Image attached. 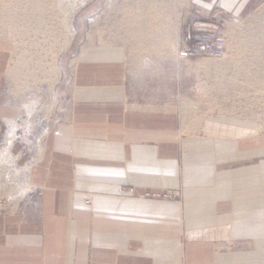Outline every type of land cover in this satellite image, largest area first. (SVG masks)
<instances>
[{
  "label": "crops",
  "instance_id": "1",
  "mask_svg": "<svg viewBox=\"0 0 264 264\" xmlns=\"http://www.w3.org/2000/svg\"><path fill=\"white\" fill-rule=\"evenodd\" d=\"M199 1L232 19L264 0ZM95 50L78 62L69 124L31 169L41 197L0 213V264H264V124L192 129L129 102L126 57Z\"/></svg>",
  "mask_w": 264,
  "mask_h": 264
},
{
  "label": "rangeland",
  "instance_id": "2",
  "mask_svg": "<svg viewBox=\"0 0 264 264\" xmlns=\"http://www.w3.org/2000/svg\"><path fill=\"white\" fill-rule=\"evenodd\" d=\"M198 1L0 0V148L6 120L13 121L9 152L13 167L24 171L21 182L30 185L20 201L2 195L9 205L0 213L21 214L41 197L31 169L43 162L39 150L47 152L50 137L69 124L78 62L101 53L95 49L126 57L129 102L166 106L192 129L206 120L264 124V1L232 19L215 7L206 13ZM217 36L226 41L221 57L181 52L185 42ZM95 69L89 62L87 71ZM166 194L174 197L160 195Z\"/></svg>",
  "mask_w": 264,
  "mask_h": 264
},
{
  "label": "bare ground",
  "instance_id": "3",
  "mask_svg": "<svg viewBox=\"0 0 264 264\" xmlns=\"http://www.w3.org/2000/svg\"><path fill=\"white\" fill-rule=\"evenodd\" d=\"M45 3H44V5H46ZM42 12H43V10H42ZM11 64H13L12 58L10 60L9 67H8V70L6 73L7 77L9 76V74L12 71ZM53 100H52V102H53ZM28 102H30V101H28ZM28 102L26 101L25 109H26L27 113L28 112L30 113V106L31 105H29ZM51 106H53L52 103H51ZM8 123H9L10 128L7 132V136H8L7 140L9 143H11V138L13 137V130L15 128V123L13 121H8ZM14 160H15V158L13 156H11V154H9V152H7L6 147L0 149V199H1L2 195H7L11 198L12 202L20 201V199L23 197V195H25L27 193V191L29 192L27 184L25 182H21V181H23L22 180L23 178L25 179L24 171L22 172L21 170L13 167ZM5 183H6V185H4ZM7 192L10 194H8ZM7 205H9V204H5L2 202V200H0V211L3 210L4 208H6ZM15 205H17V204H15ZM15 205L14 206L12 205L13 206L12 209L15 208Z\"/></svg>",
  "mask_w": 264,
  "mask_h": 264
},
{
  "label": "built area",
  "instance_id": "4",
  "mask_svg": "<svg viewBox=\"0 0 264 264\" xmlns=\"http://www.w3.org/2000/svg\"><path fill=\"white\" fill-rule=\"evenodd\" d=\"M226 49V41L222 37H215L210 41H199L196 43H183L181 52L189 56H211L221 57Z\"/></svg>",
  "mask_w": 264,
  "mask_h": 264
}]
</instances>
